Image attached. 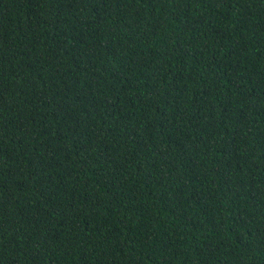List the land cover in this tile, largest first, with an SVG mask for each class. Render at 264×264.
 <instances>
[{"label": "trees", "instance_id": "16d2710c", "mask_svg": "<svg viewBox=\"0 0 264 264\" xmlns=\"http://www.w3.org/2000/svg\"><path fill=\"white\" fill-rule=\"evenodd\" d=\"M0 264H264V0H0Z\"/></svg>", "mask_w": 264, "mask_h": 264}]
</instances>
